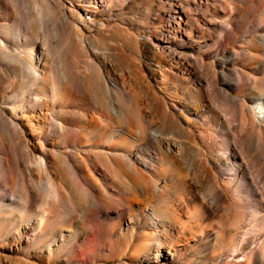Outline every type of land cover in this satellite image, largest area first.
<instances>
[{
  "label": "rangeland",
  "instance_id": "1",
  "mask_svg": "<svg viewBox=\"0 0 264 264\" xmlns=\"http://www.w3.org/2000/svg\"><path fill=\"white\" fill-rule=\"evenodd\" d=\"M181 6L203 28L214 16L212 7L244 14L235 25L227 23V14L217 18L230 28L223 36L199 31ZM250 24L264 33V0H0V154L7 159L0 164V264H81L72 259L82 264H211L208 255L222 257L233 231L222 240H199L200 228L205 234L238 226L237 238L261 242L258 216L264 211L255 206L264 202L260 182L259 196L240 192V210L223 216L211 211L200 226L186 224L190 214L177 205L178 193L188 200L202 191L201 186L192 191L190 184H200L203 153L222 157V139L229 133L225 115L235 113L238 102L218 93L202 97L205 123L220 133L206 129L208 142L196 137V127L184 124L193 129L196 142L181 137L167 154L149 133L170 125L168 103L196 99L186 79L189 68L200 64L195 57L206 55L204 61H214L218 70L221 63L239 68L228 51L242 52L238 37ZM189 28L194 44H179L187 38L181 29ZM26 59L36 66L34 72ZM181 66L185 76L175 79ZM200 72L207 77V68ZM223 87L235 97L240 94ZM263 87V82L246 83L241 93L246 105L264 99L254 94ZM185 109L194 115L193 106ZM230 121L238 123L236 116ZM250 140L264 166V138L252 135ZM139 155L158 172L153 177L159 185L147 193L158 213L144 226L138 223L136 199L129 211L116 202H122L125 191L113 167L115 160L132 173L130 158L139 162ZM89 168L105 186L87 181ZM229 172L223 170L219 184ZM170 208L174 218L165 217ZM178 221L184 229L176 228ZM141 241L148 246L145 252L138 248Z\"/></svg>",
  "mask_w": 264,
  "mask_h": 264
},
{
  "label": "bare ground",
  "instance_id": "2",
  "mask_svg": "<svg viewBox=\"0 0 264 264\" xmlns=\"http://www.w3.org/2000/svg\"><path fill=\"white\" fill-rule=\"evenodd\" d=\"M181 9L184 11V13H186L188 22L194 24L199 31H207L208 34L218 31L223 36L230 33V28L226 29L221 22L217 21V18L220 15L227 14V23L230 25H235L237 20L244 14L243 12H232L227 9L226 12H223L216 7H212L211 11L214 16H209V19L206 20L205 23L207 28H203L197 23V20L189 18L184 7L181 6ZM181 31H184L187 34V38L184 40H178L175 38V40H178L179 44L193 45L194 38L193 35H190L192 29L189 28L188 31L181 29ZM262 31L263 29L258 27V25L250 24V26H248V28L245 30L244 34L238 37V39L243 41V44H245V46H243V44L240 46L242 47V52L240 53L232 50L228 51L229 54L232 55V58H236L238 60L239 68H226L225 63H221L218 64L220 65V70H218V66L215 65L214 61H204L206 55L204 57H195V61L200 62V64H194L192 65V68H189V71L186 73L189 77L186 79L188 83H192L194 85L191 87V89L194 91V94H196V99L190 100L188 102L180 100L179 102L171 101V103H168L167 109L170 116L168 123H170V125L165 130L161 129V126H157L153 128L152 132L149 131L150 136H152L159 143V146L163 148V152L167 154L172 152L174 149V143L177 144L178 139L181 137L185 139L190 138V141L191 139L195 141L194 136L191 134L193 129L189 131V129L185 128L184 124H186L188 127H196V129H194V131H196V137L201 138L204 142H208L210 139V133L207 132L206 129H211L210 131L216 135L220 133H217L216 129L212 127L210 128V126L206 125L204 118H206L207 115L203 105L202 97H211L212 94L218 93L221 94L227 101L234 100V102H238L239 108L234 110L235 113H229L225 115L226 123H229V129L227 130L229 133L222 139V147L220 148V150H222L221 152H223L222 157H211L206 153H203L201 160L204 168L202 171V177L199 179L200 184H190L192 191H195L198 186H201L200 188H202V191H198V196H195L194 198L191 197V199L188 198V200H186L179 193L178 196L176 195L178 201L177 205L190 214V218H188L186 224H189L193 221L197 226L203 225V215H209V212L211 211H216V215L221 214V216L237 212L238 209L240 210L241 208L240 204L242 197L240 192H244V194L247 196H259L261 194L260 191L258 192V190H260L258 182L261 183L262 190H264V166L258 164L257 152L256 148H254L256 145H253L250 140V136L252 135H255L257 140L261 139L262 137L264 138V99L255 98L253 100V105L249 107L246 105L244 93L241 94L246 83L260 84L263 82L264 84V33H260ZM4 43L7 42L4 41ZM222 49L227 48L224 47ZM26 61L34 72L36 70L34 63L27 59ZM220 62L222 61L220 60L219 63ZM168 68L169 69L166 71L162 70L163 73L161 72L162 75L159 78V80H161L160 83H164L162 78L163 74H169L170 70H172L170 66ZM183 68V66L178 68V74L172 75V77L175 79L179 77L183 78L185 76L184 72L181 73V69ZM203 68H207V77L199 75ZM226 75H230L233 81L231 82L230 80H226ZM222 76H224V78H222ZM146 77H148L147 74L144 75V78ZM154 79L155 81L158 80L156 78ZM224 84L235 88L240 94H238L237 97H235L233 94H230L227 89L223 87ZM263 88H261L262 90L258 89L254 94L261 96L264 94ZM156 91L160 92L159 89H156ZM43 99H48V96L44 94ZM187 106H193L195 108V113L193 116H190L186 112L185 108ZM176 113L182 114V118L180 119ZM235 116L238 123H236V125H232L230 120ZM199 127L200 130H198ZM149 129H151V127ZM192 146L194 150H197V145L195 143L192 144ZM27 149L29 151V155H31V149ZM1 150L2 147L0 141V153ZM130 159L134 160V164L131 163V165L135 173H130L121 169L120 163L116 162L115 160L113 161L114 170L116 169L123 179L122 191H125L120 195V199L123 203L119 201L116 202L118 204H124L125 208H127L129 211L132 208V200L136 199L138 201L136 211L138 223L144 226L145 224L149 223L150 218L156 216L158 213L156 207L150 204L152 198H149L147 194L151 191L155 192L159 188L156 179L153 177L157 176L158 172L152 167H148L151 164L148 165L144 155H139L137 157L139 162H136V159ZM6 161L7 159L0 154V164L5 163ZM89 169L90 172L86 176L87 181L97 187H101L102 184L105 186L104 181H102L101 177L97 175L95 170L92 168ZM225 169L228 171L230 170L231 172L226 173L227 177H225V181H223L224 183L219 184L218 176H220ZM162 170L164 171L165 169L162 168ZM181 185L184 188L186 187L185 180L181 182ZM196 197L198 200L195 199ZM255 206L257 211H264L263 201H256ZM55 209L56 208H54V210ZM166 211L167 210H165V212ZM241 212H243V210ZM128 216L129 220H131V214H128ZM165 217H175L172 209L167 211ZM122 218L127 219V215H123ZM258 218L260 220V226L258 229L264 235V213L260 214ZM175 225L177 226L176 228L179 229L185 228L183 223L180 221H178V223ZM210 226L213 228L215 227L212 224ZM236 228L238 229V226H231L225 229L223 228L220 232L210 230L205 234V229L200 228L199 232L197 233L201 234L198 236V238H200L199 240H202L206 237L209 239L211 236L216 238V240H222L227 232L230 231V229L233 231L230 236L229 244L222 257H220L221 254H212V252L210 255H208V259L211 264H264V238L263 240L261 239L262 241L257 244L248 242L246 239H239L235 236L236 234L234 235V230H236ZM239 233L244 232L239 231ZM197 234L194 233L193 236H196ZM142 237H145V234H143ZM206 244H208V242H206ZM207 246L209 248L212 247L210 245ZM138 248L141 252H145L147 251L148 246L145 244V241H141L138 244ZM75 261L81 264L83 263V261L78 259H72L71 263H74Z\"/></svg>",
  "mask_w": 264,
  "mask_h": 264
}]
</instances>
